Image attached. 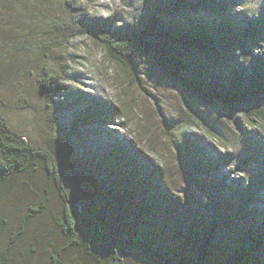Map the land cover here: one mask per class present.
<instances>
[{
	"label": "rangeland",
	"instance_id": "rangeland-1",
	"mask_svg": "<svg viewBox=\"0 0 264 264\" xmlns=\"http://www.w3.org/2000/svg\"><path fill=\"white\" fill-rule=\"evenodd\" d=\"M172 1L79 0L70 17L127 32L150 13L173 22ZM233 4L240 7L235 17L264 20V0ZM6 17L0 11V42L12 49L0 56L1 110L15 130L52 153L67 189L91 195L122 258L150 264L120 229L155 236L162 252L155 264L170 254L171 264H181L182 257L199 256L214 225L200 264H262L264 243L243 260L237 244L264 235V122L247 124L239 116L244 127H236L218 104L203 106L181 92L150 58L132 60L126 75L89 34L59 43L37 25L15 29ZM45 65L58 79L49 96L41 86ZM134 158L157 164L159 179L140 175ZM67 166L78 172L69 176ZM57 185L43 171H28L1 186L0 255L11 264H52L55 247L66 244L56 224L63 203ZM29 207L36 211L28 216ZM122 215L136 217V225L122 227ZM82 252L67 247L60 264H92Z\"/></svg>",
	"mask_w": 264,
	"mask_h": 264
},
{
	"label": "trees",
	"instance_id": "trees-1",
	"mask_svg": "<svg viewBox=\"0 0 264 264\" xmlns=\"http://www.w3.org/2000/svg\"><path fill=\"white\" fill-rule=\"evenodd\" d=\"M78 1L0 0V11L13 20L11 23L15 27L24 23L34 27L37 25L42 36L59 43L65 39L68 41L76 34H89L95 43L105 49L108 59L116 62L126 75L133 72L130 67L132 60L140 56L150 58L181 92L194 96L203 106L218 104L228 119L240 129L244 125L239 116L247 124L264 122V20L235 17L237 13L231 7L237 4L231 6V0H173L170 9L174 11L176 19L170 24L158 14L150 13L142 18L135 29L114 31L110 27L105 29L99 25L73 22L70 11ZM8 45L0 42V50L5 52L0 56L10 54L12 49ZM41 74L44 92L48 96L55 93L58 87L55 73L45 65ZM133 161L142 173L140 175L159 179L157 164L144 159L139 161L134 158ZM28 171L33 174L43 171L52 178L58 184L57 190L62 198V210L56 224L66 237V244L55 247L51 255L52 264H60L63 251L74 245L82 247V253L89 257L92 264H130L128 258H122L119 240L116 241L115 236L111 235L91 195L67 189L52 153L32 137L15 130L0 107V188L13 176ZM66 171L69 176H72L71 172H78L70 166L66 167ZM121 205L111 204L110 207L121 211L124 209ZM29 210L28 216L36 208L29 207ZM135 218L122 215L120 225L135 226ZM214 222L223 223V220L216 219ZM211 227L203 240L204 249L199 256L182 257L179 263L203 262L207 246L215 233V226ZM119 234L127 245L139 249L150 264L157 263L162 255L156 237L140 228L125 232L120 229ZM263 243V234L241 239L237 244L238 260L257 255ZM173 258L174 255L170 254L159 264H171ZM0 264L11 263L0 255Z\"/></svg>",
	"mask_w": 264,
	"mask_h": 264
},
{
	"label": "clouds",
	"instance_id": "clouds-1",
	"mask_svg": "<svg viewBox=\"0 0 264 264\" xmlns=\"http://www.w3.org/2000/svg\"><path fill=\"white\" fill-rule=\"evenodd\" d=\"M231 9H232L235 13L239 12L238 5L232 6ZM233 11H232V12H233Z\"/></svg>",
	"mask_w": 264,
	"mask_h": 264
}]
</instances>
